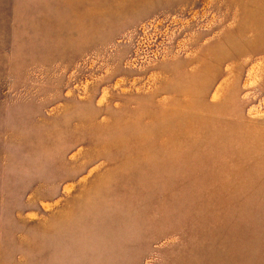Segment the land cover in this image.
<instances>
[{
	"label": "rangeland",
	"instance_id": "374dc122",
	"mask_svg": "<svg viewBox=\"0 0 264 264\" xmlns=\"http://www.w3.org/2000/svg\"><path fill=\"white\" fill-rule=\"evenodd\" d=\"M0 264H264V0H0Z\"/></svg>",
	"mask_w": 264,
	"mask_h": 264
}]
</instances>
